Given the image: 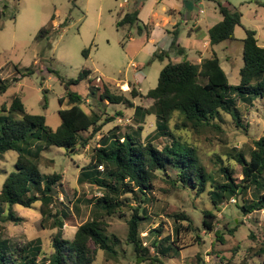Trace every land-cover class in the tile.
<instances>
[{
	"label": "trees",
	"instance_id": "16d2710c",
	"mask_svg": "<svg viewBox=\"0 0 264 264\" xmlns=\"http://www.w3.org/2000/svg\"><path fill=\"white\" fill-rule=\"evenodd\" d=\"M217 4L223 18L208 31L211 45L235 39V28L241 25V13L236 8L221 2ZM139 12V7L126 12L117 22V27L138 24ZM50 32L51 28L43 27L36 39H48ZM245 32L244 63L239 84H230L215 51L200 62H194L188 58L173 61L168 50L160 49L152 58L163 59L166 56L169 61L160 71L157 86L146 94L135 87L131 90L133 97L151 98L149 107H134L133 101L124 94L97 84L91 87L90 93L97 95L94 100L101 111L93 107L88 109L82 105L81 95L69 89L59 99L61 104L67 99L68 107L59 109L61 124L53 129L47 126L44 115L27 111L20 96H15L10 104L2 103L0 112L5 114L0 113V155L15 150L17 158L0 189V221L19 220L13 211L15 205L32 208L40 203L42 222L53 218L51 225L59 229L52 238L49 251L45 250L40 238L29 239L22 244L0 238V264H95L100 250L107 254L106 262L109 258L120 262V257L123 258L128 251L123 245L118 248L123 240L109 229L111 222L108 218L116 214L125 216L127 208L132 213L125 219L128 230L124 242L131 246L134 261L137 264H167L165 259L171 258L172 252L180 253L201 243L203 230L214 232L217 241L225 243L224 231L217 227L222 203L232 198L238 202L241 196L242 202L236 204L244 214L264 211V134L254 139L247 150L227 147L223 153L211 157L216 163L222 162L219 169L224 174L223 181L215 180L202 161L199 147L190 140L192 135L201 136L211 131L224 133L226 116L232 118L237 128L246 130L239 101L253 104L258 99L264 102V46L258 43L255 30L245 28ZM177 38L178 32L173 31L171 46L181 50ZM91 72V69H83L78 78L70 79L66 85L78 83ZM18 80L19 77L4 79L0 68V94ZM105 102L134 107L136 115H155L154 131L142 139L141 131L121 133L117 127L102 135L98 147H95L91 144L93 138L104 125L116 120L114 115L100 108ZM160 139H165L162 145L157 143ZM52 145L78 154L89 147L90 162L80 168L78 180L103 190L102 196L95 201L86 200L91 208L90 217L77 225L72 238L62 235L65 221H73L71 209L59 198L56 199L60 207L52 208L57 184L62 185L67 193L70 187L62 182V173H44L41 170L42 151ZM223 155L228 158L224 159ZM234 162L241 166L242 178L234 177ZM100 165H103V170L99 169ZM170 170L175 171V175ZM161 175L172 188L195 191L196 196H205L211 203V207L202 208L201 228L195 225L186 210H171L164 211V215L172 220L171 227L164 229L165 220L152 195ZM251 188H254V195L245 198L243 195H247ZM72 203L78 210V204ZM152 215L158 216L157 221L153 220L157 224L153 228L157 235L151 243L145 244L141 225L144 220L153 218ZM233 222L235 227L229 229L231 235L238 226L235 220ZM254 250L259 259L254 264H264V242ZM229 261L215 264H227ZM196 264H207L201 252L196 254Z\"/></svg>",
	"mask_w": 264,
	"mask_h": 264
},
{
	"label": "rangeland",
	"instance_id": "374dc122",
	"mask_svg": "<svg viewBox=\"0 0 264 264\" xmlns=\"http://www.w3.org/2000/svg\"><path fill=\"white\" fill-rule=\"evenodd\" d=\"M122 1L0 0L1 76L8 80L19 77L17 82H12L9 88L0 94V106L2 103L10 104L18 95L22 98L27 111L44 115L47 126L56 129L61 124L59 109L68 107L67 99L63 104L59 99L65 96L69 89L81 95L83 106L101 111L94 100L97 95L90 93L91 87L98 84L101 88L107 86L114 92L124 94L133 101L134 107L139 105L149 107L152 104L151 98L140 95L133 97L131 90L135 87L142 94H146L149 89L156 87L160 71L168 63L169 58L166 56L163 59L152 58L147 38L149 25L143 21L131 27H117V22L126 12L134 9L132 0L124 6L120 5ZM205 1L206 4L196 2L197 7L210 12L215 7L218 8L217 2H221L241 13V25L236 26L234 31L235 39L212 45L227 71L230 84H239L240 69L244 63L245 28L255 30L258 43L264 46V0ZM43 27L51 28L49 38L37 40L36 36ZM206 32L208 34V31ZM85 49L88 51L85 52ZM171 49L174 51L175 48L171 46ZM213 50L204 51V57L211 56ZM169 55L173 61L184 59H178L179 55L174 52H170ZM85 68L91 69L90 76L78 83L66 85L70 79L78 78L79 73ZM29 71L31 72L28 73ZM97 76H101V82H97ZM238 106L242 111L246 130L237 128L232 118L226 116L224 133L211 131L201 136L190 137V140L199 147L202 161L217 181L225 179L219 169L222 162L216 163L212 160L214 155L223 153L227 147L237 149L243 147L247 150L254 139L264 134V102L257 99L250 104L241 100ZM134 107H126L122 103H101L100 108L105 109L109 115H114L116 120L104 125L103 130L93 138L91 144L98 147L102 135L117 127L121 133L130 130L141 131L142 139H146V136L155 129V115H136ZM118 112L121 114H117ZM139 127H142L141 130ZM165 139H160L157 143L162 145ZM42 154L44 160L41 170L44 173H62V182L70 187L67 193L62 185L57 184L52 208L60 207L56 198L69 206L73 221H65L62 235L65 238H72L77 225L90 217L91 208L86 200L95 201V198L103 194V190L98 186L78 180L80 168L90 162V148L87 147L78 154L52 145L43 149ZM223 157L228 158L226 155ZM16 158L15 150L0 155V189L7 174L13 170ZM234 164L236 167L234 177L242 178L241 166L236 162ZM170 172L175 175V171ZM164 177L161 175L157 179L152 192L160 215L165 220L164 229L170 228L172 224V220L164 215V211L171 210H186L193 217L195 225L201 228L202 208L211 207V203L204 198L205 196L204 199L196 196L195 191L182 187L172 188L164 181ZM253 195L254 188H251L248 194L243 196L251 198ZM72 201L78 204V210ZM241 202V196L238 202L232 199L224 202L218 212L217 227L223 229L225 243L217 241L214 232L207 233L203 230L201 243L189 246L180 253L172 252L173 256L165 259L167 264H196L198 252L202 253L207 264L221 261L226 263L229 259L227 264L258 263L259 259L254 254V249L264 242V211L254 210L244 214L236 204ZM13 211L19 220L0 221V238L20 244L29 239L40 238L45 250L49 251L52 238L59 228L51 225L53 218L48 222H42L40 203H36L32 208L15 205ZM125 211V216L118 217L116 214L109 217L108 221L111 222L109 229L123 240L122 244H118V248L123 245L128 253L123 258L120 257V262H115L112 258L106 262L108 256L100 250L95 264H137L133 259L131 246L124 242L128 230L125 219L132 213L128 208ZM152 217L144 220L141 225V235L145 244L151 243L157 235L153 229L157 224L153 223V220L157 221L158 216ZM233 220L238 226L231 235L229 229L235 227Z\"/></svg>",
	"mask_w": 264,
	"mask_h": 264
},
{
	"label": "crops",
	"instance_id": "0c3cea01",
	"mask_svg": "<svg viewBox=\"0 0 264 264\" xmlns=\"http://www.w3.org/2000/svg\"><path fill=\"white\" fill-rule=\"evenodd\" d=\"M129 1L123 0L120 5ZM196 2L207 3L205 0H132L134 8H140L139 21L149 25L148 49L152 55L158 49H165L178 54V59L200 62L204 51L213 50L206 31L222 20V14L217 7L210 12L198 8ZM173 31L178 32L177 45L181 50L175 46L174 51L171 49ZM222 66L225 69L223 63Z\"/></svg>",
	"mask_w": 264,
	"mask_h": 264
},
{
	"label": "built area",
	"instance_id": "2783aa9c",
	"mask_svg": "<svg viewBox=\"0 0 264 264\" xmlns=\"http://www.w3.org/2000/svg\"><path fill=\"white\" fill-rule=\"evenodd\" d=\"M96 80H97V82H101V81H102L101 76H97V77H96ZM99 167L103 169V165H100ZM232 201H235V199L232 198Z\"/></svg>",
	"mask_w": 264,
	"mask_h": 264
}]
</instances>
